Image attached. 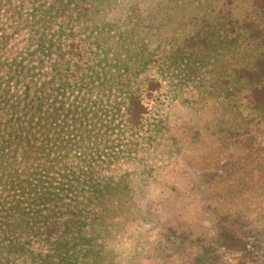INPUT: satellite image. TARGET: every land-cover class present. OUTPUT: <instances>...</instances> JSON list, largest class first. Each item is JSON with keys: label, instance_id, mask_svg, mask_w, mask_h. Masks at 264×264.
Here are the masks:
<instances>
[{"label": "trees", "instance_id": "trees-1", "mask_svg": "<svg viewBox=\"0 0 264 264\" xmlns=\"http://www.w3.org/2000/svg\"><path fill=\"white\" fill-rule=\"evenodd\" d=\"M100 3L0 0V264H264L260 236L150 225L123 194L127 159L157 151L162 96L217 121L264 116V0H218L133 69L140 17L101 24ZM127 233L131 252L111 247Z\"/></svg>", "mask_w": 264, "mask_h": 264}, {"label": "rangeland", "instance_id": "rangeland-1", "mask_svg": "<svg viewBox=\"0 0 264 264\" xmlns=\"http://www.w3.org/2000/svg\"><path fill=\"white\" fill-rule=\"evenodd\" d=\"M158 1L164 0H147L149 8ZM216 3L181 0L166 13L149 9L148 17L139 21L140 41L126 57L128 69L137 67L143 48L153 49L178 34L190 15ZM160 100L149 116L157 151L143 162L138 161L142 154L127 159L125 164L134 161L135 166L123 194L138 201L150 225L155 218L200 232L227 224L264 240V116L217 121L200 104L167 96ZM126 238L132 240V234Z\"/></svg>", "mask_w": 264, "mask_h": 264}, {"label": "clouds", "instance_id": "clouds-1", "mask_svg": "<svg viewBox=\"0 0 264 264\" xmlns=\"http://www.w3.org/2000/svg\"><path fill=\"white\" fill-rule=\"evenodd\" d=\"M136 10V15L141 19L147 18L149 15V6L147 0H101L97 16L101 24L116 25L117 28L123 30L128 27L129 17ZM111 247L118 252H131L133 243L126 237H117Z\"/></svg>", "mask_w": 264, "mask_h": 264}]
</instances>
